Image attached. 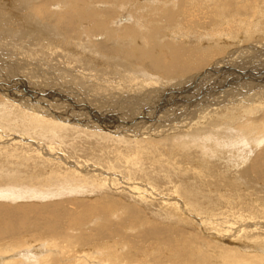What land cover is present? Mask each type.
Instances as JSON below:
<instances>
[{
    "label": "bare ground",
    "instance_id": "6f19581e",
    "mask_svg": "<svg viewBox=\"0 0 264 264\" xmlns=\"http://www.w3.org/2000/svg\"><path fill=\"white\" fill-rule=\"evenodd\" d=\"M232 1L239 0H22L31 15L53 18L62 54L43 45L42 56L69 87L37 85L28 67L13 62L16 69L0 53V106L11 110L0 127L24 122L61 143L0 128V264H264V100L233 119L231 136L256 138L243 153L235 142L233 166L213 147V129L202 137L209 144L187 146L183 133L188 120L204 124L238 106L231 93L264 92V26L251 21L264 18V0H240L252 10L236 31L229 27L240 8ZM177 16L201 35L194 48L166 35ZM81 32L97 34L95 42L73 43ZM154 39L167 41L157 45L169 46L168 54L150 52ZM104 43L120 46L119 57L150 78L85 67V57L108 52ZM77 79L92 90L73 85ZM167 166L174 176L156 183Z\"/></svg>",
    "mask_w": 264,
    "mask_h": 264
},
{
    "label": "rangeland",
    "instance_id": "374dc122",
    "mask_svg": "<svg viewBox=\"0 0 264 264\" xmlns=\"http://www.w3.org/2000/svg\"><path fill=\"white\" fill-rule=\"evenodd\" d=\"M231 4L232 5L236 4L237 5L236 8H240V17L231 21L230 27H229V28H231L232 31H236L238 29L237 25L239 23L244 22V17L246 15H247L246 17H248V15H249L248 12H250L252 10V8H249L250 7L249 3H246V2L240 1V0L239 1H232L229 4V6ZM245 8H249L246 10L247 13L244 12ZM210 17H211V13H209L208 15H205L206 20H207V18L210 19ZM259 18H260V15L256 14L254 16V20H251V21L256 22L253 25L258 26L259 28L256 27L258 30H260V28H262L261 26H264V22H263L264 18L263 19H259ZM52 19L53 18H43L40 16L37 17L34 15H31L30 13H28L27 11H25L23 9L22 0H0V53L3 56H5L7 58V60L9 59L8 62L10 64L14 65L13 62H17V63H19V66L25 65L26 67H28L30 69V71L26 75H27V77H31L30 79L33 80V82H36L37 85L44 84L46 86L60 87V88L66 89L69 87V82L63 77L64 75L61 74L58 69H56V70H58V72L56 70L54 71L53 66H46L44 63L47 59H43V56H42V53L46 52L45 49L41 48L43 45H45L44 48H50V52L55 54V53H61V52H59L60 49L57 51L56 48L59 47L60 45L64 44V42H62V40H61V37L56 32L55 26L53 24L48 23V21H50ZM226 26L227 25L224 24L220 28L224 29ZM170 28L171 29L167 31L166 35L175 34V35L181 36L182 37V43H186V44L190 43L187 48H194L193 47L194 44H191V43L201 42V40H200L201 35L199 33L192 32L191 28H184L182 26V18L180 16L176 17L173 25H171ZM262 29H264V28H262ZM262 31L264 32V30H262ZM211 32H212L211 27L207 26V34H209ZM96 35L97 34L85 33V37H83L82 32H81L78 34V36H79L78 41L73 42V43L78 42L80 44V43L89 42L90 36H91V42L90 43L93 44L95 42L94 37ZM100 35H102V34H100ZM232 36H234L233 33H232ZM118 37H119V34L116 36L113 35L111 41H113L114 39H116ZM42 40H44V42H42ZM157 43H160V45H162V43L166 44L167 41L166 40L161 41V40H157V39L150 41V43H149L150 52L154 56H157L158 53H165V55L168 54L167 50H168L169 46L164 45L163 47H160L159 45H157ZM141 45L142 44L136 43L137 47L140 46V48H141ZM102 46L106 50H108V52H102L99 49L100 57H95V58H90L89 56L85 57V59H83L84 60L83 65L85 67L86 66L92 67V68H94L95 71L102 69V71L100 73H102L103 71H113L116 69L117 66L119 68L118 72H121L124 69L126 70V69L130 68V69H135L133 72V76H136L139 80L143 81L144 78L139 76L138 73H140L144 77L150 78L149 77L151 75L150 73L148 74V73L142 72L143 66H141L140 64L136 65L138 63H136L134 65V64L127 62L124 59H121L119 57V55H123L121 52L120 46L109 48V47H107L106 43L102 44ZM136 46L135 45L131 46L132 50H135ZM75 47L76 46H69L68 50L70 52H73L72 50H74ZM215 49L218 52H221L223 50V48H221V47H216ZM74 51H80V49H76ZM140 51L141 50H137V52H134V54H138ZM245 53L248 55L250 54L251 63L253 62L251 57L253 55L258 54V52H255L252 50L250 52L245 51ZM64 54H65V52H64ZM47 56L49 57V55H47ZM116 56H117L116 59H118L120 62H117L115 60ZM237 62L238 61L234 62L232 65H234ZM251 63H248L247 65H251L255 71L256 66L253 63L252 64ZM32 65H33V67H36L40 70L39 71L33 70L31 68ZM56 65L58 68V66L61 65V62L59 65L55 64V66ZM228 67H231V66H228ZM15 68L17 69L16 66H15ZM3 69L6 70V69H8V67H5ZM60 69H61V67H60ZM0 70H1V68H0ZM39 72L42 73L44 82H43V80L39 79V77H38ZM94 72H93V74H94ZM11 73L13 75H15L14 71H11ZM22 74H24V73H22ZM22 77H23V75H21V74L17 75V78L20 80H25L27 78V77H25V78L24 77L22 78ZM155 77L161 78L160 75H157ZM92 78L93 77H91V79ZM102 79H104V77H102ZM113 79H115V77ZM96 80H95V82H89V84H97L99 82V79H96ZM69 81H72V80H69ZM80 82H81L80 79L79 80L77 79L74 81L73 85H77L79 87L80 86L84 87V91H91L92 90L91 87L86 88V85H88V83L80 84ZM28 83H29V81H28ZM28 83L24 86L25 88H27L26 91L30 90L28 88V87H30V85ZM19 86H23V85H18V87ZM150 86H152V85H150ZM235 86L236 85H234L232 87H235ZM104 87H106L105 90H112L113 89V86L106 85ZM150 88L148 87L147 90ZM12 89L13 88L10 87V90H12ZM19 89H20V87H19ZM260 89H257L254 91H248V92H244V93H240V92L231 93L232 94L231 96H235L234 100H235V102H237L238 106H236L235 108H232V106H230L225 110L224 109L220 110L218 113L213 115V117H211L206 122H204V124H203L202 120H200L199 118L198 119L196 118L195 120H192V121L188 120V122H186V125L188 127L183 131V133L185 135L184 138H185L187 146L188 145L209 144L205 141V138L202 139V137L204 136L205 132L213 129L212 132H213V134H215V139H217V141L213 145V147H216V149H221V152L224 155V159L227 162H232V165H229V166H233V158L236 155V152L233 149L235 142L237 140H239L242 143V145L241 144H238V145L240 148V153H243L244 151H246L248 149L254 148V146L251 144H253L254 140H256L255 137H249V142L251 143L250 144L246 139H238L235 136H231V133L233 132V129H234L233 119L235 117H241L240 115H238V113L242 112L244 109L253 108L254 106L258 105L260 102H262L264 100V92H262L261 94H258V93L255 94ZM155 91H156V88H155ZM124 92L126 93L127 96H128V94H130L126 91H124ZM114 93H115V91H113V92L112 91H109V92L104 91V95H107L106 98H108V99H112L113 98L112 94H114ZM134 93L135 92H131V96H133ZM98 94L99 93H97V95ZM137 94L142 95V93H139V92ZM228 98L229 97H227V99ZM92 100H91V102H93ZM127 100L130 102L134 101L132 98H128ZM238 101H240V102H238ZM77 105H79L77 107L78 108L77 112H83V108H82L83 105L81 103H78ZM141 107L145 111L147 109H150L146 106H141ZM129 108L131 109V107H129ZM10 112H11L10 109L5 108V107L2 109V107L0 106V117L2 119H7ZM130 114H133V113H131V112L127 113V115H130ZM113 116H117V113L116 112L113 113ZM145 122H147V121H145ZM57 126H61V125L58 123ZM0 128H2L5 131H8L10 133H16V132L22 133V130H24L28 133V135H31V138H36L40 141L46 140L47 143H50L53 145H58L60 143V140L57 139L56 137L53 139H50V138L45 137L44 134L39 133V130L32 131L31 126L25 124L24 122L22 124H15V123H12L11 121H8V123L6 125H4L3 127H0ZM158 133L163 134L164 132L159 131ZM174 135H178V134L175 133ZM163 136L165 138H167V136H165V133ZM261 137H264V135H261L259 138H261ZM165 138L163 139L160 137L156 140H162L163 139L162 141L166 142ZM150 139H153V138H150ZM148 141H152V140H148ZM163 142H161V141L155 142V145L157 143L162 144ZM163 147L165 148V150L168 153H170V151L167 149L166 146H163ZM163 147H160V148H163ZM172 151L176 152L177 147L175 146L172 149ZM211 152H212L211 150H210V152H208V155L210 157L212 156ZM86 157H89V156H86ZM170 163H172V162H170ZM182 166L183 165H181L180 167H182ZM173 168L174 167H170V166H167L165 169L160 168L158 170L159 174H157V176H155V177H152V179L156 183H158V182L161 183V182L165 181L166 177L174 176ZM150 176H153V175L151 174ZM12 178L15 180H19L17 177L16 178L12 177ZM3 183H10V182L5 181ZM196 226L197 225H192L189 227H196Z\"/></svg>",
    "mask_w": 264,
    "mask_h": 264
}]
</instances>
